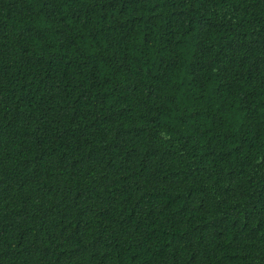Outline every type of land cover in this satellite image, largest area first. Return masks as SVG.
Instances as JSON below:
<instances>
[{
  "label": "trees",
  "instance_id": "obj_1",
  "mask_svg": "<svg viewBox=\"0 0 264 264\" xmlns=\"http://www.w3.org/2000/svg\"><path fill=\"white\" fill-rule=\"evenodd\" d=\"M0 264H264V0H0Z\"/></svg>",
  "mask_w": 264,
  "mask_h": 264
}]
</instances>
